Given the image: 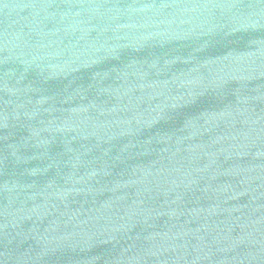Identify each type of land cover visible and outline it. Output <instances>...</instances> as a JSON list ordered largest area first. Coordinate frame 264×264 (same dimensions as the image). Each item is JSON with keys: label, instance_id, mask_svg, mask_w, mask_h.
Here are the masks:
<instances>
[{"label": "water", "instance_id": "water-1", "mask_svg": "<svg viewBox=\"0 0 264 264\" xmlns=\"http://www.w3.org/2000/svg\"><path fill=\"white\" fill-rule=\"evenodd\" d=\"M0 264H264V0H0Z\"/></svg>", "mask_w": 264, "mask_h": 264}]
</instances>
